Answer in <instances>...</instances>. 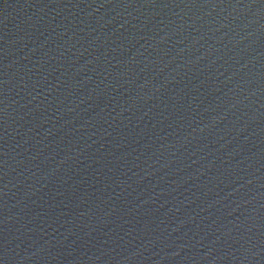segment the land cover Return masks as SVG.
<instances>
[{
	"label": "water",
	"instance_id": "water-1",
	"mask_svg": "<svg viewBox=\"0 0 264 264\" xmlns=\"http://www.w3.org/2000/svg\"><path fill=\"white\" fill-rule=\"evenodd\" d=\"M0 264H264V0H0Z\"/></svg>",
	"mask_w": 264,
	"mask_h": 264
}]
</instances>
